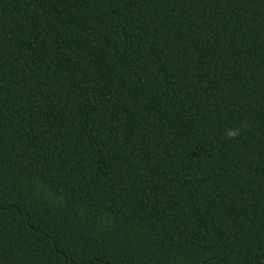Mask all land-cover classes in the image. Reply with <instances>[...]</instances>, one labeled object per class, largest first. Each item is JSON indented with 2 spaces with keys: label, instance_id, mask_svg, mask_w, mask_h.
<instances>
[{
  "label": "trees",
  "instance_id": "obj_1",
  "mask_svg": "<svg viewBox=\"0 0 264 264\" xmlns=\"http://www.w3.org/2000/svg\"><path fill=\"white\" fill-rule=\"evenodd\" d=\"M0 264H264V0H0Z\"/></svg>",
  "mask_w": 264,
  "mask_h": 264
},
{
  "label": "clouds",
  "instance_id": "obj_2",
  "mask_svg": "<svg viewBox=\"0 0 264 264\" xmlns=\"http://www.w3.org/2000/svg\"><path fill=\"white\" fill-rule=\"evenodd\" d=\"M240 134L239 128H229L226 129L225 135L228 139H235Z\"/></svg>",
  "mask_w": 264,
  "mask_h": 264
}]
</instances>
